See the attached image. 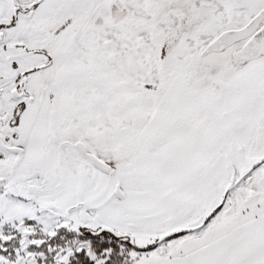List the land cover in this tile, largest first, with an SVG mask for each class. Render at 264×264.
I'll list each match as a JSON object with an SVG mask.
<instances>
[{
    "label": "snow or ice",
    "instance_id": "6c2138e0",
    "mask_svg": "<svg viewBox=\"0 0 264 264\" xmlns=\"http://www.w3.org/2000/svg\"><path fill=\"white\" fill-rule=\"evenodd\" d=\"M0 264H264V0H0Z\"/></svg>",
    "mask_w": 264,
    "mask_h": 264
}]
</instances>
